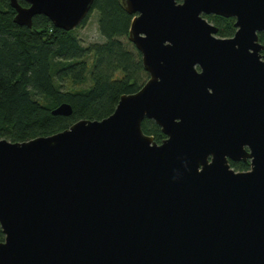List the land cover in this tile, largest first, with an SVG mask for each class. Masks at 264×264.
I'll list each match as a JSON object with an SVG mask.
<instances>
[{
  "label": "water",
  "instance_id": "obj_1",
  "mask_svg": "<svg viewBox=\"0 0 264 264\" xmlns=\"http://www.w3.org/2000/svg\"><path fill=\"white\" fill-rule=\"evenodd\" d=\"M93 3L9 0L16 25L66 32ZM120 4L148 78L100 121L0 139V264H264V0ZM203 15L233 18L234 35Z\"/></svg>",
  "mask_w": 264,
  "mask_h": 264
},
{
  "label": "trees",
  "instance_id": "obj_2",
  "mask_svg": "<svg viewBox=\"0 0 264 264\" xmlns=\"http://www.w3.org/2000/svg\"><path fill=\"white\" fill-rule=\"evenodd\" d=\"M94 10L103 42L83 46L73 30L55 28L43 15L33 17L31 29L16 25L9 0H0V139L25 142L80 120L100 121L114 112L122 95L144 84L148 75L141 56L127 39L133 16L120 0H94L90 13ZM203 17L218 28L217 36L234 35L233 19ZM258 41L264 46V32L258 33ZM61 104L71 107L69 116L51 114ZM141 129L157 144L165 138L151 120L143 119ZM230 167L249 170L245 163L230 162Z\"/></svg>",
  "mask_w": 264,
  "mask_h": 264
},
{
  "label": "rangeland",
  "instance_id": "obj_3",
  "mask_svg": "<svg viewBox=\"0 0 264 264\" xmlns=\"http://www.w3.org/2000/svg\"><path fill=\"white\" fill-rule=\"evenodd\" d=\"M97 17H98V13L96 10H94L92 13H90L87 21L83 26L81 27L78 26L76 29L73 30L74 35L77 37V39L80 41V43L83 46H87L91 43L103 42L102 37L98 33ZM89 61L91 60L89 59Z\"/></svg>",
  "mask_w": 264,
  "mask_h": 264
},
{
  "label": "flooded vegetation",
  "instance_id": "obj_4",
  "mask_svg": "<svg viewBox=\"0 0 264 264\" xmlns=\"http://www.w3.org/2000/svg\"><path fill=\"white\" fill-rule=\"evenodd\" d=\"M204 16H215V15H204ZM215 17H218V18H220V19H222V20H224V19H233V18H223V17H220V16H215ZM204 18V17H203ZM205 19V18H204ZM234 19H233V25H234ZM216 27V26H215ZM234 27V26H233ZM218 29V28H217ZM236 30V29H235ZM218 33V32H217ZM235 33V32H234ZM165 139V138H164ZM163 139V140H164ZM230 162L231 163H245V164H248V169H250V160L249 159H247L246 161H243V160H240V161H231V160H229V164H230ZM235 171V170H234ZM247 171V170H246ZM239 172H243V171H239Z\"/></svg>",
  "mask_w": 264,
  "mask_h": 264
}]
</instances>
